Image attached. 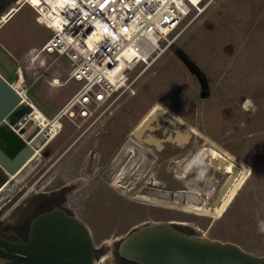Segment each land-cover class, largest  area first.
<instances>
[{
	"label": "flooded vegetation",
	"instance_id": "obj_1",
	"mask_svg": "<svg viewBox=\"0 0 264 264\" xmlns=\"http://www.w3.org/2000/svg\"><path fill=\"white\" fill-rule=\"evenodd\" d=\"M12 3L16 5V0H0V17ZM188 67L193 75L190 80L198 88L196 93H186L178 86L174 92L151 95L148 103L132 99V108H116L122 99L85 119L64 117L72 123L69 126L62 121L54 124L53 115L45 114V121L37 123L42 115L39 109L33 110V115L28 113L24 123L14 130L24 144L12 156H6L17 168L9 173L0 165V235L27 240L32 219L52 208H62L80 219L94 244L95 239L107 243L108 235H115L112 243L117 244V256L123 260L118 245L136 225L168 221L185 234L197 235L191 224L173 211L185 213L187 208L206 204L219 206L241 172L233 162L234 156L248 165L250 148L247 141L204 145V141L195 139L201 112H213L217 106L225 118H232L238 110L224 102L228 95L223 79L212 83L196 66ZM241 99L244 111L254 105ZM152 105L148 110L147 106ZM251 121L245 116L243 124L248 126ZM209 122L210 126L215 124ZM197 158L207 167L203 180L195 179L197 167L193 162ZM15 184L16 188L11 189ZM77 208L82 212L78 213ZM87 208H119L120 213L127 208L132 212L134 208H156L166 213L141 219L124 232L96 238L82 219ZM94 252L97 257L96 248Z\"/></svg>",
	"mask_w": 264,
	"mask_h": 264
},
{
	"label": "rangeland",
	"instance_id": "obj_2",
	"mask_svg": "<svg viewBox=\"0 0 264 264\" xmlns=\"http://www.w3.org/2000/svg\"><path fill=\"white\" fill-rule=\"evenodd\" d=\"M50 33L47 27L36 22L35 12L28 5H23L0 27V72L7 79L15 80L17 66L21 64V87L33 107L47 117L54 115L78 86L75 80L61 86L51 84V77L62 80L67 75L68 61L63 56L42 53L35 66L27 65L28 56ZM190 64L204 72L212 83L223 79L224 92L228 95L224 96V102L238 110L232 118H225L217 106L213 112H201V126L197 129L200 135L195 139L204 141V145L247 141L250 157L246 165L234 156L233 162L241 172L222 198V201L226 199L223 207L220 204L212 208L206 204L187 208L189 211L185 213L176 210L173 213L189 222L199 236L232 242L247 252L264 256V233L258 228L259 221L264 220V0H212L168 52L138 79L136 94L123 98L116 108H132V99L148 103L151 95L171 93L178 86L185 88L186 93L198 92L190 80L193 76L188 69ZM15 86L21 89L18 84ZM241 98L254 105L247 111L242 110ZM147 107L149 110L154 106ZM245 116L252 119L248 126L243 124ZM209 120L215 124L210 126ZM61 121L65 126L72 125L67 119ZM128 209L120 213L119 208H87L82 219L89 224L94 237L100 238L111 232H124L130 224L165 212L156 208H134V212ZM77 210L82 212V208ZM114 238L115 235H108L107 243L94 240L98 250L96 264H121L117 244L112 243ZM0 264H3L1 259ZM125 264L137 263L126 261Z\"/></svg>",
	"mask_w": 264,
	"mask_h": 264
},
{
	"label": "built area",
	"instance_id": "obj_3",
	"mask_svg": "<svg viewBox=\"0 0 264 264\" xmlns=\"http://www.w3.org/2000/svg\"><path fill=\"white\" fill-rule=\"evenodd\" d=\"M211 1L16 0V5L1 15L0 22L28 5L35 12L36 22L50 30L49 37L28 56L27 65L35 66L42 53L67 59L66 77L50 78L55 86L78 82L70 98L53 115L54 124H60L64 117L85 119L102 113L136 94L138 79L168 52ZM16 71L19 74L20 68ZM43 121L42 113L37 123Z\"/></svg>",
	"mask_w": 264,
	"mask_h": 264
},
{
	"label": "water",
	"instance_id": "obj_4",
	"mask_svg": "<svg viewBox=\"0 0 264 264\" xmlns=\"http://www.w3.org/2000/svg\"><path fill=\"white\" fill-rule=\"evenodd\" d=\"M28 113L33 115V107L0 74V149L6 153L0 152V165L9 173H14L17 165L7 157L24 144L14 130ZM94 249L85 224L62 208L34 217L27 240L0 235L3 264H96ZM118 254L125 259L121 264L127 260L137 264H264V256L247 252L235 243L185 234L168 221L136 225L120 241Z\"/></svg>",
	"mask_w": 264,
	"mask_h": 264
},
{
	"label": "clouds",
	"instance_id": "obj_5",
	"mask_svg": "<svg viewBox=\"0 0 264 264\" xmlns=\"http://www.w3.org/2000/svg\"><path fill=\"white\" fill-rule=\"evenodd\" d=\"M195 166L197 167V175L195 177L196 180H203L207 174V167L203 164V161L197 158L194 162ZM192 165H190L191 167ZM259 231L264 233V220L259 221L258 223Z\"/></svg>",
	"mask_w": 264,
	"mask_h": 264
},
{
	"label": "crops",
	"instance_id": "obj_6",
	"mask_svg": "<svg viewBox=\"0 0 264 264\" xmlns=\"http://www.w3.org/2000/svg\"><path fill=\"white\" fill-rule=\"evenodd\" d=\"M17 67H19L20 68V73L18 74L17 73V77L15 78V80L14 79H7L5 76V78L12 84V85H14L15 86V84H18L20 87H21V64H18V66ZM0 74L2 75V73L0 72Z\"/></svg>",
	"mask_w": 264,
	"mask_h": 264
},
{
	"label": "bare ground",
	"instance_id": "obj_7",
	"mask_svg": "<svg viewBox=\"0 0 264 264\" xmlns=\"http://www.w3.org/2000/svg\"><path fill=\"white\" fill-rule=\"evenodd\" d=\"M34 2H36V0H33ZM194 1H196V0H194ZM93 38H95L94 36H93ZM19 91H20V93L22 94V90L21 89H18ZM23 94H24V92H23ZM23 97H25L24 95H22ZM34 108V107H33ZM36 108H34V110H35ZM40 112V111H39ZM41 114V113H40ZM42 116V115H41ZM184 137V136H183ZM230 167V166H229ZM228 168V167H227ZM226 203V199H224L222 202H221V206H220V208L221 207H223L224 206V204Z\"/></svg>",
	"mask_w": 264,
	"mask_h": 264
},
{
	"label": "snow or ice",
	"instance_id": "obj_8",
	"mask_svg": "<svg viewBox=\"0 0 264 264\" xmlns=\"http://www.w3.org/2000/svg\"><path fill=\"white\" fill-rule=\"evenodd\" d=\"M105 31H107V29H105Z\"/></svg>",
	"mask_w": 264,
	"mask_h": 264
}]
</instances>
